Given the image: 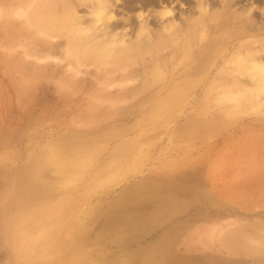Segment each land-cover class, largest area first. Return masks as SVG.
Wrapping results in <instances>:
<instances>
[{"label": "rangeland", "instance_id": "374dc122", "mask_svg": "<svg viewBox=\"0 0 264 264\" xmlns=\"http://www.w3.org/2000/svg\"><path fill=\"white\" fill-rule=\"evenodd\" d=\"M207 2V32L200 39L198 23L193 28L199 31L188 59L183 31L161 38L149 15L150 41H163V47L130 55L132 77L113 82L98 75L108 63L69 65L62 50L40 59L26 56L21 4L0 0V264H140L145 247L155 243L161 264H200V255L207 264L212 256L229 262L233 251L226 236L237 224L257 239L250 245L261 247L256 234H264V94L242 104L226 101L221 81L211 79L221 60L242 47L237 42L264 54V0H231L228 7ZM174 3L172 19L183 30L187 17L199 16V0ZM230 6L251 7L248 16L237 15L243 21L235 19L248 32L230 52L216 51L214 25L229 16ZM151 7L125 8L113 0L112 11L122 18ZM77 10L89 16L85 3ZM126 27L129 42L136 26ZM202 52L227 55L218 56L186 97L157 104L169 84L196 71ZM155 56L163 75L157 82ZM84 151L93 157L78 165ZM39 161L43 167H34ZM36 170L42 178L34 188L50 192L27 196L23 210L17 194ZM54 177L57 184L49 186ZM17 234L29 244L22 254ZM247 255L241 264H264V250Z\"/></svg>", "mask_w": 264, "mask_h": 264}, {"label": "bare ground", "instance_id": "6f19581e", "mask_svg": "<svg viewBox=\"0 0 264 264\" xmlns=\"http://www.w3.org/2000/svg\"><path fill=\"white\" fill-rule=\"evenodd\" d=\"M121 1H123V6H125V8H142L145 7L146 4H149L152 7L149 10L144 11L139 9L134 14L126 15L122 18H116L112 11L113 0H19L21 4L20 16L22 17L20 33L26 46L25 55L40 59L41 57H45L52 53V50H62L65 54V57H67L69 65L79 66L80 64H94L96 66H103L105 63H108L109 66L103 68V70H101L98 75L108 78L109 81L116 79L124 80L131 78L133 73L132 70H128V67H130L133 62H135V59L129 57L130 55L136 53L138 54L137 56L141 57V54L147 52L149 49H154L157 51L163 47V41H150L151 39L149 36H153V32L149 30L148 26L149 15L155 17L158 21V26H160L161 29L154 33L160 35L161 38H164V36L167 37L169 35H175V33L183 31L184 36L188 38L186 43L187 46H185L183 51L184 59H188L190 57L189 55L191 53V46L195 40V32L197 33L199 31L198 29L193 31V28H196L199 25L200 39L204 38L206 35L208 18L206 17L205 12L208 0H199V16L196 18L187 17L186 20L183 21L185 26L187 22V26L183 30L178 29L177 24L172 19V17H169L165 20L160 19L161 10L165 7H171L170 2L172 0H169V5L165 2V0ZM219 2L224 7L233 5L231 4V0H219ZM83 3L88 5L90 9L88 11L89 16L87 18L79 14L77 10V5ZM156 5L159 7H156ZM231 6L229 16H226L222 22L215 23L214 25V34H217V39H215L213 42L219 43V45L216 47V51L221 49V47L223 48V51L224 49L226 52L229 51L230 47L233 48L234 43L237 42L238 39L242 37V35H245V32H248V29L244 27V24L237 25V23H235V19L243 21V19L237 17V15L239 14L248 16L250 14L251 7H247L242 11H238L237 9H232ZM15 12L16 11H14V13ZM209 19H211V17ZM119 23L123 24L121 28H119ZM127 23L130 29L134 30V27L136 26V29L134 30L135 36L134 38L130 37L129 42H126L124 37L126 35L125 31L127 29ZM218 27L220 28L218 29ZM164 32H167V34L163 35ZM141 40L143 42H140ZM121 41H123V45L120 44ZM237 43L238 46L242 47L235 48L231 55L221 60V65L217 70V74L213 75L211 82L221 81L220 89L221 92H223L221 95L223 100L234 101L235 103L242 104L244 102H252L255 96L264 94V54H262L260 50H255L252 48L251 44H242L241 42ZM252 50L253 52H251ZM226 52L223 54L220 52L218 56H226ZM205 54L206 53L202 52V54L198 55L197 57L198 59L195 62L197 72L192 71V73L188 75L186 81L184 79L169 84L168 88L170 89L166 95L157 102V104L172 105L178 102L179 100L183 99L182 96H187L193 84L203 80L202 78H204L205 75L210 72L211 65H213V63L216 64L218 60V56L205 57ZM126 59H130L131 61L128 63L126 62ZM154 61L155 64L152 71V80L157 82L162 80L163 75L160 70L161 67L159 64V59L156 58V56L154 57ZM162 65H165V63L161 64V66ZM195 73L198 75L195 76ZM27 74L36 75L35 73L32 74L31 72H27ZM76 143L78 142H75V144ZM58 146L59 145L57 144L56 148ZM92 157V153L87 154L84 151L83 157L77 164L84 165L89 160H91ZM39 162L35 163L34 167H43V163L45 162ZM57 168L58 172H60L61 170L59 171V167ZM39 173L40 172L36 170L35 176L32 177L29 182H27L23 189L22 187L19 189L22 190L21 193L17 194L18 198H16L20 202H23V210L27 207V204L31 200L30 199L29 202L26 203L25 198L27 196H32V198H40V196L47 194L49 195V188L45 189L43 187L40 190L34 188L36 187L37 182L41 181L42 176L38 175ZM50 180L52 181L48 183L49 186H55L57 184L56 177L53 179L50 178ZM18 187L19 185L15 184L14 188ZM242 189H244V187ZM251 192H253V190ZM253 193L255 194V192ZM41 208L42 207H40V209ZM244 228V225L237 224L227 232V241L232 243L229 248L233 251H228L231 253L229 256L230 261L225 262L223 261L222 257L212 256L209 258L208 264H215V260H218V264H241V261L245 260L246 257L249 256L247 255L249 250H264V246H262V244H264V234L259 232L256 234L261 245V247L257 249V245H250V242H255L257 239H255V236L253 235L242 233V229ZM23 239L17 234L16 242H18L17 252L19 254L24 253L29 245L28 241H24ZM241 245H244L245 247H240ZM157 246L158 245L155 243L152 246L145 247L143 253L144 258L147 260L146 263H144V258L141 256L143 258L141 259L143 263L140 264H161L159 260L162 252L156 249ZM244 248L245 251L243 253L237 252H242ZM202 257L203 256L200 255L196 258L200 259V264H207L206 261L202 259Z\"/></svg>", "mask_w": 264, "mask_h": 264}, {"label": "clouds", "instance_id": "9594fccd", "mask_svg": "<svg viewBox=\"0 0 264 264\" xmlns=\"http://www.w3.org/2000/svg\"><path fill=\"white\" fill-rule=\"evenodd\" d=\"M179 2H180V0H176V3H179ZM207 8L209 10V6L208 5H207ZM174 9H175V3L172 5V7H165V8H163L161 10L160 19L161 20H165V19H167L169 17H173L175 15ZM140 18H142V17H140ZM120 44L123 45V41H121Z\"/></svg>", "mask_w": 264, "mask_h": 264}]
</instances>
